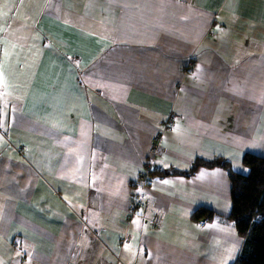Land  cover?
Wrapping results in <instances>:
<instances>
[{
    "label": "crops",
    "instance_id": "1",
    "mask_svg": "<svg viewBox=\"0 0 264 264\" xmlns=\"http://www.w3.org/2000/svg\"><path fill=\"white\" fill-rule=\"evenodd\" d=\"M165 115L162 169L264 156V0H0V264L231 262L220 167L152 174L120 246Z\"/></svg>",
    "mask_w": 264,
    "mask_h": 264
},
{
    "label": "trees",
    "instance_id": "2",
    "mask_svg": "<svg viewBox=\"0 0 264 264\" xmlns=\"http://www.w3.org/2000/svg\"><path fill=\"white\" fill-rule=\"evenodd\" d=\"M242 164L246 172L237 171L231 162L222 156L196 157L187 169L171 167L158 172L164 176L190 177L202 167L224 169L231 185V207L226 217L243 239L240 251L228 264H264V156L246 152L242 157ZM214 214L212 209L200 206L191 212L190 217L193 220L203 217L210 219ZM157 223L158 214L157 222L153 225Z\"/></svg>",
    "mask_w": 264,
    "mask_h": 264
},
{
    "label": "bare ground",
    "instance_id": "3",
    "mask_svg": "<svg viewBox=\"0 0 264 264\" xmlns=\"http://www.w3.org/2000/svg\"><path fill=\"white\" fill-rule=\"evenodd\" d=\"M217 19L213 17L212 23H214ZM209 33V31L207 32ZM191 55V54H189ZM188 55V57H189ZM186 62L187 59L185 60L184 67H186ZM179 84V83H178ZM161 123H167L169 127L172 126V118L169 115H165L161 118ZM160 136V130H154L153 132L150 133L149 135V152L144 160V162L141 164L140 172L137 174L135 181L130 182V192L128 195V203L126 206L127 213H126V221L124 224V228L122 230V233L120 234V240L119 242H124L126 240V243L129 241L131 238V218L128 213V210L135 205V199L137 196H139L142 200L143 203L145 202L144 199V193L146 187L150 183V176L154 173H159L158 171L162 169L160 164L157 163V157L165 151L163 144H159L156 141V138ZM219 157V156H217ZM214 158V157H212ZM232 164V163H231ZM233 166V164H232ZM241 166L244 168V165L241 164ZM234 168V166H233ZM167 169V168H166ZM235 169V168H234ZM141 182H144L143 186L141 185ZM145 211V209L138 208L136 210V213L139 215L142 214ZM149 222V220H147ZM150 223V222H149ZM15 247H17L18 242H15ZM76 259H79V255L76 256Z\"/></svg>",
    "mask_w": 264,
    "mask_h": 264
},
{
    "label": "built area",
    "instance_id": "4",
    "mask_svg": "<svg viewBox=\"0 0 264 264\" xmlns=\"http://www.w3.org/2000/svg\"><path fill=\"white\" fill-rule=\"evenodd\" d=\"M191 66H194L193 61H192V55H190L187 59L186 67H185L186 73L189 71ZM164 124L166 125V127H164L163 129L160 130V136L156 138V141L159 144L161 143L163 132L165 131V129L169 128V125L167 123H164ZM143 184H144V182H141L140 186H143ZM135 200L136 201H135L134 207H132L128 210L130 218L136 213V210L138 208L145 209V203L142 202V200L139 196H137ZM125 221H126V218H125ZM149 222H150V224H156V222H157V214L156 213L152 216V218L149 219ZM124 242H126V240ZM124 242H121V243L123 244Z\"/></svg>",
    "mask_w": 264,
    "mask_h": 264
},
{
    "label": "rangeland",
    "instance_id": "5",
    "mask_svg": "<svg viewBox=\"0 0 264 264\" xmlns=\"http://www.w3.org/2000/svg\"><path fill=\"white\" fill-rule=\"evenodd\" d=\"M190 56V55H189ZM195 70V66H191L190 67V69H189V71L186 73V70H185V67H184V65L182 66V68H181V72H180V74L178 75V77H179V84H177V88L179 87H181L182 86V84L184 83V81H185V77H186V75L188 74V73H192L193 71ZM164 127H166V125L164 124V123H160V126H159V130H161V129H163ZM166 130L167 129H165V131L163 132V135H162V139H161V144H162V141H163V137H164V134H165V132H166ZM245 172H246V170H244ZM139 214L138 213H135L132 217H131V223H132V221H133V219H134V217H136V216H138ZM236 257V256H235ZM234 257V258H235ZM233 257L232 258H230V260L232 259H234ZM231 260V261H232Z\"/></svg>",
    "mask_w": 264,
    "mask_h": 264
},
{
    "label": "clouds",
    "instance_id": "6",
    "mask_svg": "<svg viewBox=\"0 0 264 264\" xmlns=\"http://www.w3.org/2000/svg\"><path fill=\"white\" fill-rule=\"evenodd\" d=\"M145 206H146V203H145ZM125 218H126V216H125ZM121 245L123 246V245H124V243H123V244H122V243H120V246H121Z\"/></svg>",
    "mask_w": 264,
    "mask_h": 264
},
{
    "label": "water",
    "instance_id": "7",
    "mask_svg": "<svg viewBox=\"0 0 264 264\" xmlns=\"http://www.w3.org/2000/svg\"><path fill=\"white\" fill-rule=\"evenodd\" d=\"M124 244H125V242H124Z\"/></svg>",
    "mask_w": 264,
    "mask_h": 264
},
{
    "label": "flooded vegetation",
    "instance_id": "8",
    "mask_svg": "<svg viewBox=\"0 0 264 264\" xmlns=\"http://www.w3.org/2000/svg\"><path fill=\"white\" fill-rule=\"evenodd\" d=\"M126 243V242H125Z\"/></svg>",
    "mask_w": 264,
    "mask_h": 264
}]
</instances>
